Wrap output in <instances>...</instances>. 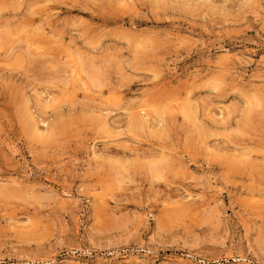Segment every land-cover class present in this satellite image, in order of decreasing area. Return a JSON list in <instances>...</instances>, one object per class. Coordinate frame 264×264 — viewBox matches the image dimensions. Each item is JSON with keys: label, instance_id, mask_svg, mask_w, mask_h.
I'll return each instance as SVG.
<instances>
[{"label": "rangeland", "instance_id": "rangeland-1", "mask_svg": "<svg viewBox=\"0 0 264 264\" xmlns=\"http://www.w3.org/2000/svg\"><path fill=\"white\" fill-rule=\"evenodd\" d=\"M0 264H264V0H0Z\"/></svg>", "mask_w": 264, "mask_h": 264}, {"label": "bare ground", "instance_id": "bare-ground-1", "mask_svg": "<svg viewBox=\"0 0 264 264\" xmlns=\"http://www.w3.org/2000/svg\"><path fill=\"white\" fill-rule=\"evenodd\" d=\"M97 78V77H96Z\"/></svg>", "mask_w": 264, "mask_h": 264}]
</instances>
